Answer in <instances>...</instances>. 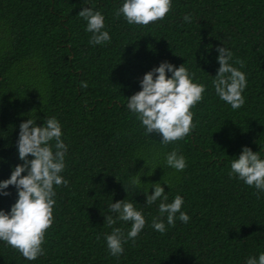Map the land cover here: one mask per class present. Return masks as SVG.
Segmentation results:
<instances>
[{
    "label": "trees",
    "instance_id": "obj_1",
    "mask_svg": "<svg viewBox=\"0 0 264 264\" xmlns=\"http://www.w3.org/2000/svg\"><path fill=\"white\" fill-rule=\"evenodd\" d=\"M123 3L0 0V181L22 163L20 124L31 118L42 126L51 117L62 126L68 151L61 175L69 181L54 186L45 254L29 261L0 241V264H246L264 252V192L229 178L243 147L264 159V0H172L166 17L147 26L116 18ZM84 7L104 16L110 43H89L92 34L78 16ZM223 46L233 54L230 63L246 74L245 104L237 110L212 84L220 66L216 49ZM163 61L184 64L195 73L193 82L206 88L191 109L193 131L167 146L161 135H146L127 107L144 74ZM174 149L186 160L183 171L166 164ZM131 175L144 185L131 187ZM150 183H161L168 203L183 197L187 224L177 213L174 227L165 216L164 234L151 227L160 201L146 206ZM6 191L11 195L0 196V210L10 212L18 195L14 186ZM124 199L146 225L114 257L105 236L113 228L127 236L131 222L118 220L110 228L104 215L115 217L108 206Z\"/></svg>",
    "mask_w": 264,
    "mask_h": 264
},
{
    "label": "clouds",
    "instance_id": "obj_2",
    "mask_svg": "<svg viewBox=\"0 0 264 264\" xmlns=\"http://www.w3.org/2000/svg\"><path fill=\"white\" fill-rule=\"evenodd\" d=\"M171 9L172 0H124L114 15L116 18L123 16L129 25L147 26L163 20ZM78 16L87 22L85 30L92 34L90 44L95 46L111 42L109 32L103 30L105 18L100 11L84 7ZM184 20L191 22V17L185 15ZM216 51L220 66L212 81L215 93L233 110L240 109L245 104L242 93L247 87L246 74L230 63L233 54L229 49L223 46ZM237 63L240 68L244 67L243 61ZM167 73H171V77ZM194 76L195 73H190L184 64L177 68L168 61L161 62L144 74L140 81L141 90L127 97V107L141 122L146 135H161V143L167 146L183 140L193 131L195 125L191 109L204 99L206 91L204 84L193 82ZM81 87L87 88L88 85L82 81ZM61 137L62 126L55 117L46 119L42 126L31 118L22 122L16 142L18 158L22 163L13 168L9 179L0 181V196L11 195L6 191L9 186H14L18 195L10 212L0 210V241L18 250L29 261L45 254L42 245L45 243V233L53 225L56 204L54 186L67 187L69 184L61 175L66 168L65 156L68 151ZM29 156L32 158L29 159ZM165 161L176 171H183L187 166L184 156L178 155L175 149L166 153ZM230 168L229 178L236 177L247 186L254 187L257 193L264 192V159L259 151L253 152L251 148L243 147L238 158L234 157L231 161ZM130 184L133 188L144 185L139 175H131ZM148 185L154 188V192L149 195V188L145 190L146 206L160 201L159 216L153 217L151 223L155 231L161 234L166 232L165 216L168 226H175L177 213L182 223L189 222V215L181 211L184 204L182 196L177 195L168 203L161 183ZM108 207L116 214L115 217L104 215V224L108 227L112 228L118 220L131 222L127 236L121 228H113L111 234L105 236L109 254L119 257L124 252V244L129 240L135 242L145 228L146 220L142 212L125 199L112 202ZM246 264H264V252L258 258L250 256Z\"/></svg>",
    "mask_w": 264,
    "mask_h": 264
}]
</instances>
